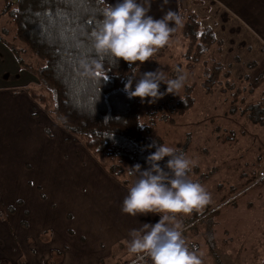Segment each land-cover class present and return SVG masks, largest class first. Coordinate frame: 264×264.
<instances>
[{
	"label": "rangeland",
	"instance_id": "1",
	"mask_svg": "<svg viewBox=\"0 0 264 264\" xmlns=\"http://www.w3.org/2000/svg\"><path fill=\"white\" fill-rule=\"evenodd\" d=\"M6 1L0 0V13ZM188 6L192 8L181 12L196 15L202 24L203 19L193 11L194 7ZM1 25H7V18L1 19ZM247 45L236 38L228 43L225 61L231 58V66H225L223 73H230L227 82L211 77L213 64L210 57H203L198 62L187 59L188 41L181 26L177 35L140 67L141 74L162 70L166 80L181 74L186 78L179 96L166 94L154 104L147 103L149 98H145L141 122L152 126L151 113L157 114L151 136L160 137L174 150H183L195 162L191 179L211 194L210 202L199 211L208 206L212 210L223 208L206 222L208 226H201L196 235L186 241L187 245L197 244V255L202 264H214L212 254L228 264L264 262V184L250 189L252 183L249 186L247 183L258 159L262 158L264 163V122H250L243 111L248 104H264V71L257 65L250 66L252 58H246L249 56ZM22 58L30 68L26 71L39 82L44 62L39 58L30 59L28 55ZM256 58L262 61V58ZM39 87V84L31 86L33 89ZM166 87L162 83L160 90L165 91ZM238 93L239 101L235 102L233 96ZM185 104L189 106L185 108ZM36 106L35 116L48 115L52 121L54 137L48 135L50 145L60 143V132L67 133L61 117L55 110L49 115L41 106ZM68 139L72 137L66 134V142L72 143ZM86 152L109 178L128 192L129 188L107 173L102 158L94 157L87 149ZM83 162L82 177L76 178L79 182L76 185L42 184L35 164L29 163L24 170L17 168L11 178L0 179V264H125L133 258L128 253V234L131 226L143 223L145 217L137 220L127 214L124 231H113L120 227L117 222L120 203L116 201L113 207L114 196L106 197L104 193L103 198L93 200L95 189L90 190L92 183L86 179L93 174L88 173L91 167L86 159ZM125 179L123 177L122 181ZM234 191L238 193L234 195ZM72 194L80 201L81 210L72 209L73 205L77 206L71 199ZM90 199L94 208L87 204ZM97 206L102 211L95 210ZM10 208H14L15 213ZM85 211L91 215L93 223L85 224L88 219ZM144 223H150V220ZM212 248L215 253L210 251Z\"/></svg>",
	"mask_w": 264,
	"mask_h": 264
},
{
	"label": "trees",
	"instance_id": "2",
	"mask_svg": "<svg viewBox=\"0 0 264 264\" xmlns=\"http://www.w3.org/2000/svg\"><path fill=\"white\" fill-rule=\"evenodd\" d=\"M107 5L102 0H7L0 13V41L27 71L30 68L23 55L44 62L39 72V89L28 88L26 92L46 114L55 110L72 137L68 140L83 145L94 157L102 158L107 173L130 188L136 177L128 176V168L137 163L142 169L147 168L146 157L155 151V148L147 149V145L165 143L160 137L151 136L157 114L151 113L152 126L143 125L145 102L141 103L139 97L129 99L123 91L130 72L128 63L120 60L117 64L111 57H100L92 47L90 34L102 22L103 8ZM3 18H7L6 26L1 25ZM181 23L182 34L188 41L187 59L198 62L208 56L213 64L211 77L230 80L228 71L229 74L223 75V42L213 30L203 27L194 14L182 13ZM93 59L102 61L103 70L95 76H86L82 62ZM233 97L235 102L239 101L240 93ZM188 106L185 104V108ZM243 111L250 122L263 124L264 104H248ZM46 133L52 137L48 130ZM176 151L184 153L181 149ZM167 159L160 162L162 166ZM263 169L264 163L259 158L249 174L248 186ZM193 174L191 170L190 178ZM123 177L126 179L122 181ZM10 210L15 213L14 208ZM222 210L208 206L187 216L178 215L173 223L180 225L188 241ZM188 247L196 254L199 251L197 244ZM210 251L215 253L213 248ZM212 257L214 264H228L220 262L216 254Z\"/></svg>",
	"mask_w": 264,
	"mask_h": 264
},
{
	"label": "clouds",
	"instance_id": "3",
	"mask_svg": "<svg viewBox=\"0 0 264 264\" xmlns=\"http://www.w3.org/2000/svg\"><path fill=\"white\" fill-rule=\"evenodd\" d=\"M150 6V0H114L103 8L102 22L90 35L98 56L111 57L117 64L120 60L128 63L130 72L123 88L127 97H139L141 103L149 98L147 103L154 104L166 94L178 95L186 78L181 74L166 80L159 69L140 73L141 65L169 43L175 31L172 25L182 22L173 11L154 18L149 15ZM81 67L84 75L92 77L103 70V63L93 59L82 62ZM162 83L167 85L165 91L160 90ZM151 148L155 151L146 157L147 168L142 169L139 163L128 168V176L136 179L121 211L133 217L158 215L159 219L129 232L128 253L134 257L131 264H148L149 260L151 264H202L186 244L180 225L173 222L178 215L187 216L204 208L211 194L190 178L195 162L185 153L162 143L147 145ZM166 157L162 166L160 162Z\"/></svg>",
	"mask_w": 264,
	"mask_h": 264
},
{
	"label": "crops",
	"instance_id": "4",
	"mask_svg": "<svg viewBox=\"0 0 264 264\" xmlns=\"http://www.w3.org/2000/svg\"><path fill=\"white\" fill-rule=\"evenodd\" d=\"M12 1L16 2L17 0ZM102 1L106 4L114 2V0ZM150 3L149 15L157 19L169 11L176 12L182 17L181 10L189 11L191 6L188 4L192 5L194 7L192 10L201 17V20L203 19V27L213 30L216 38L225 45L222 53L224 67L231 66L229 62L231 58L225 61L227 59L225 49L228 47V43L236 38L248 44L246 52L249 56L246 58H252L250 66L257 65L264 71V0H168L167 4H164L163 0H150ZM200 8L201 10H198ZM181 25L182 23L179 26L172 25L175 31L171 34L170 39L177 35ZM256 57L262 58L263 62ZM232 71L236 70L232 68ZM7 76L9 77L6 78ZM34 84L38 85L39 82L32 74L23 70L12 51L0 41V179L11 178L12 175H15L17 168L24 170L26 163H29L31 166L35 164L42 184L76 185L79 184L76 178L82 177L81 166L84 165L83 160L86 159V163H89L91 167H89L88 173L93 174V177L90 178L86 176V179L92 183L90 190L95 189L93 200L103 198V193L106 197L113 195L112 206H116L115 202L118 201L121 210L123 199L128 192L97 166L98 163L96 164L90 158L82 145L73 142L67 143V133L61 132L59 134L60 143L50 145L46 130L53 136L52 121L48 115H34L37 106L30 95L25 92ZM250 84L252 85L253 82ZM70 178L72 181H69ZM71 199L77 204V206L73 205L72 209L81 210L80 201L75 194H72ZM89 201L87 204L94 208L92 200ZM87 204L84 205V208L87 207ZM95 210L102 211V208L97 206ZM84 214L88 218L85 220V224L93 223L91 215L86 211ZM125 216L127 214L122 211L119 213L117 222L120 227L119 229L118 227L113 228V231H124ZM136 217L137 220L145 217V221L150 220V223H155L159 219L158 215L152 214ZM143 223L138 222L137 228L131 226V230L140 229Z\"/></svg>",
	"mask_w": 264,
	"mask_h": 264
},
{
	"label": "built area",
	"instance_id": "5",
	"mask_svg": "<svg viewBox=\"0 0 264 264\" xmlns=\"http://www.w3.org/2000/svg\"><path fill=\"white\" fill-rule=\"evenodd\" d=\"M263 183H264V169L260 171L257 179L251 184L250 189H254ZM131 262L132 260L129 262H126L125 264H131ZM148 264H149V261H148Z\"/></svg>",
	"mask_w": 264,
	"mask_h": 264
}]
</instances>
